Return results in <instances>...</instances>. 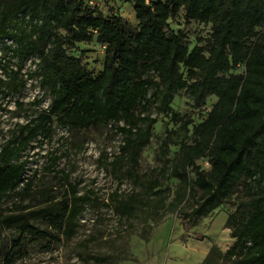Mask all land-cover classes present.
I'll list each match as a JSON object with an SVG mask.
<instances>
[{"label": "trees", "instance_id": "trees-1", "mask_svg": "<svg viewBox=\"0 0 264 264\" xmlns=\"http://www.w3.org/2000/svg\"><path fill=\"white\" fill-rule=\"evenodd\" d=\"M126 1L133 7V26L112 9L103 13L82 0H0V42L10 41L4 51L18 64L15 70L2 65L0 95L24 90L22 66L35 58L27 77L36 79L50 99L47 109L0 145V206L13 194L33 196L23 153L33 143L49 141L54 122L71 131L113 126L123 142L111 165L139 183L136 169L157 123L148 112L156 106L177 128L165 130L158 176L140 182L147 207L151 196L154 208L162 206L169 193L160 177L177 181L168 208L185 214L192 225L241 193L245 200L225 220L232 244L224 252L212 245L200 264H264V0ZM180 13L185 23L209 25L208 37L190 48L182 31L169 27ZM92 41L104 53L95 76L68 53L76 44ZM240 66L242 74L237 73ZM181 91L193 109L216 98L200 123L172 110ZM170 145L178 147L171 158ZM200 160L207 170L197 164ZM38 194L39 200L8 214L0 210V249L4 229L53 238L30 223L35 220L66 239L73 235L88 198L73 192L70 199L56 201L48 190ZM139 203L135 194L115 192L110 199L113 212L127 218L135 216Z\"/></svg>", "mask_w": 264, "mask_h": 264}, {"label": "rangeland", "instance_id": "rangeland-1", "mask_svg": "<svg viewBox=\"0 0 264 264\" xmlns=\"http://www.w3.org/2000/svg\"><path fill=\"white\" fill-rule=\"evenodd\" d=\"M82 1L103 13L110 8L127 24H136L133 7L126 0ZM168 23L173 31H182L190 48L198 38L206 39L210 34L209 25L185 23L182 13ZM8 45L10 41L0 42V78L3 79L5 70L2 65L12 70L18 66L16 57L4 51V46ZM68 53L80 58L82 65L93 76L102 69L103 48L95 41L76 44ZM33 62L36 59L30 58L21 69V74L27 78L24 90L20 94L0 95V145L10 139L19 126L50 104L38 81L27 77L34 69ZM237 73H243V66ZM215 101V97H209L204 107L193 109L188 96L181 91L174 96L171 108L193 124H198ZM18 102L23 105L22 108H19ZM148 113L157 118V123L153 127V138L141 153L136 169L140 182L158 176L155 171L160 167L158 156L161 143L166 139L165 130L177 128L168 117L157 111L156 106H152ZM53 129L49 141L33 143V147L23 153V160L28 161L25 177L32 181L33 196L13 194L7 197L0 206L1 213L8 214L17 206L34 203V200L40 199L38 193L44 189L56 201L70 199L73 192L75 196L88 200L78 216L73 235L68 239L42 220L30 223L47 230L53 238L30 236L16 227L4 229L0 264H96L92 257L105 258L106 262L101 264H200L212 245L224 252L232 244L230 231L225 229V220L234 206L245 200L241 193L233 195L229 203L214 210L197 225H192L185 214L168 208L177 186L175 179L160 177L162 188L169 193L158 208H154V196H151L147 200L151 205L148 208L141 183L131 177H122L113 169L111 164L123 142L113 126L71 131L54 122ZM169 150L171 158L178 147L170 145ZM197 164L203 170L208 169L205 160ZM115 192L122 196L135 194L139 197L141 203L135 216L127 218L113 212L110 199Z\"/></svg>", "mask_w": 264, "mask_h": 264}, {"label": "crops", "instance_id": "crops-1", "mask_svg": "<svg viewBox=\"0 0 264 264\" xmlns=\"http://www.w3.org/2000/svg\"><path fill=\"white\" fill-rule=\"evenodd\" d=\"M209 251V250H208Z\"/></svg>", "mask_w": 264, "mask_h": 264}]
</instances>
